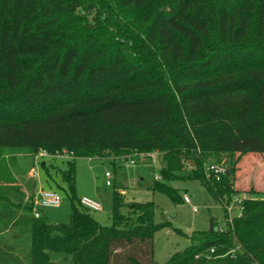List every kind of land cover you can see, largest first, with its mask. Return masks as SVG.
Here are the masks:
<instances>
[{
	"label": "trees",
	"instance_id": "trees-1",
	"mask_svg": "<svg viewBox=\"0 0 264 264\" xmlns=\"http://www.w3.org/2000/svg\"><path fill=\"white\" fill-rule=\"evenodd\" d=\"M40 151L69 156V223L34 216L13 172L17 153ZM153 152L164 179L190 167L225 210L238 195L242 156L264 154V0H0V264H154L155 204L123 214L117 188L102 225L74 162ZM226 217L165 264H264V198Z\"/></svg>",
	"mask_w": 264,
	"mask_h": 264
},
{
	"label": "rangeland",
	"instance_id": "rangeland-1",
	"mask_svg": "<svg viewBox=\"0 0 264 264\" xmlns=\"http://www.w3.org/2000/svg\"><path fill=\"white\" fill-rule=\"evenodd\" d=\"M254 155L258 159L254 162L261 166L264 165L259 164L261 160L264 162L263 154H247V158H244L241 164L245 170L250 166L249 157L252 158ZM36 156L37 154L17 153L18 162L13 172L19 184L29 196L35 197L36 192L41 189L52 190L58 192L63 200L60 207L41 209L34 204L32 214L35 216L37 211L41 213L44 210L52 222L69 223L71 206L66 194L67 184L61 176V172L67 169L69 156L46 155L39 156L37 159ZM131 159L135 161L134 164ZM131 159L118 158L115 160L113 155L102 158H76L74 160L76 195L79 199L88 197L102 204L103 209L92 212V214L104 226H111L113 222L112 209L106 201V195L117 188L124 193L127 203L121 209L123 214H129L128 204L130 203L153 202L155 204L154 223L166 225L154 234V264H165L174 254L183 252L191 244H198L205 237L203 233L210 228L212 218L219 228H225L227 217L223 204L215 200L197 180L188 178L191 172L190 167L176 171L171 179H164L160 173L166 166V162L160 153L153 152L150 156L136 155ZM207 163L216 164L217 162L212 158ZM221 164L225 167L228 165L227 162ZM33 170L37 174L35 178L31 175ZM107 172L112 175L110 178L106 177ZM241 175L240 181L244 184H238L241 190H238L239 196H248L251 193L250 190H255L257 187L264 189V170L259 173V181L262 184L257 186L249 180L250 174L244 172ZM157 176L159 178H156ZM108 179L112 184L110 186L107 185ZM156 180L173 188L178 193V200L174 201L168 194L153 190L152 187ZM185 195L189 196V203L184 201ZM231 216L232 218L239 216L238 205L235 204ZM50 257L54 261H63L62 254L52 253Z\"/></svg>",
	"mask_w": 264,
	"mask_h": 264
},
{
	"label": "built area",
	"instance_id": "built-area-1",
	"mask_svg": "<svg viewBox=\"0 0 264 264\" xmlns=\"http://www.w3.org/2000/svg\"><path fill=\"white\" fill-rule=\"evenodd\" d=\"M46 155L52 156V157H57V156L62 157L63 155L67 156L68 154L66 152H62V153L58 152L55 155H50L46 151H40L39 153H37L36 159L39 156L43 157ZM131 162L133 164L135 163V161L132 159H131ZM209 169L212 170L215 174H220V173H223L226 171L225 170L226 168L223 164H214V163L210 164ZM31 175L33 176V178H35L37 176V174L34 170L31 172ZM111 176L112 175L109 172L106 173L107 178H110ZM156 178H159V177L157 176ZM107 185L108 186L112 185L111 181L109 179L107 180ZM34 198H35L34 204L36 205V207H39L41 209L48 208V207H60L62 200H63L62 196L58 192L52 191V190H43V189L36 192V195ZM246 198H248V196H246V195H243V196L237 195V196H235L234 201L230 202L228 204V206L226 207V210H227V213H228V216L230 219H232L231 213L233 211L235 204L238 205L239 216L242 214V204ZM184 201L189 203L190 202L189 196L185 195ZM80 204L82 205V207H84L85 209H87L91 213L101 211L103 209V206L100 202L93 200V199H90L88 197H82L80 199ZM39 215H40V212L37 211L35 213V216L39 217Z\"/></svg>",
	"mask_w": 264,
	"mask_h": 264
},
{
	"label": "crops",
	"instance_id": "crops-1",
	"mask_svg": "<svg viewBox=\"0 0 264 264\" xmlns=\"http://www.w3.org/2000/svg\"><path fill=\"white\" fill-rule=\"evenodd\" d=\"M251 155V154H250ZM247 155H244V156H242V158H241V160L239 161V163H238V165H237V173H236V180H235V188L237 189V190H239V191H241L240 190V188L238 187V184L240 183V184H242L243 183V181H240L241 180V177H242V173H246V174H250V181H252L253 183H254V185L255 186H257V185H261L262 184V182L261 181H259V173L260 172H262L263 170H264V165H258V164H256L255 162H254V160H258V159H256V157H255V155H254V157H252V158H250L249 157V159L248 160H250L251 159V161H250V166L245 170V168H243L242 167V163L244 162V158H247L246 157ZM263 156H264V154H263ZM252 160H253V162H252ZM264 160V159H263ZM259 164H264V162L261 160L260 162H259ZM261 166V167H260ZM255 172V173H254ZM253 173V174H252ZM259 182V183H258ZM244 184V183H243ZM250 192L251 193H249L248 194V197H251L252 196V198H264V196H262L263 194H264V189H259L258 187H257V189H255V190H253V189H251L250 190Z\"/></svg>",
	"mask_w": 264,
	"mask_h": 264
}]
</instances>
